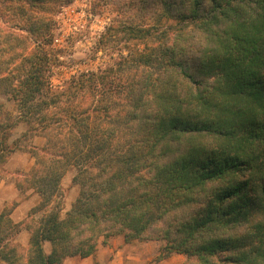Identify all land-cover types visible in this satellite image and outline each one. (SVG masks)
I'll return each instance as SVG.
<instances>
[{
	"label": "trees",
	"instance_id": "trees-1",
	"mask_svg": "<svg viewBox=\"0 0 264 264\" xmlns=\"http://www.w3.org/2000/svg\"><path fill=\"white\" fill-rule=\"evenodd\" d=\"M72 1L0 0V95L16 108L0 106V171L22 150L20 124L47 140L15 183L45 214H0L1 264H64L118 235L264 264V0H153L158 21L121 26L114 64L57 86L50 15ZM72 168L79 196L61 216L51 206Z\"/></svg>",
	"mask_w": 264,
	"mask_h": 264
},
{
	"label": "rangeland",
	"instance_id": "rangeland-1",
	"mask_svg": "<svg viewBox=\"0 0 264 264\" xmlns=\"http://www.w3.org/2000/svg\"><path fill=\"white\" fill-rule=\"evenodd\" d=\"M153 2V0H73L70 4L52 11L50 16L55 22L51 30L55 38L51 54L53 83L62 86L80 72H98L114 64L120 50H124L128 45L119 28L125 24L140 26L155 24L161 8ZM191 26L189 24L190 28ZM130 46H133V43ZM0 106L11 116L16 115L15 104L5 95H0ZM27 130V125L22 123L13 131L11 142L16 141L22 150L12 154L0 171V177L15 186L16 181L23 180L22 178L29 174L35 165V158L30 153L31 147L43 148L47 142L45 138L28 133ZM75 174V169L68 170L51 206L58 207L61 216H65L79 196L80 188L73 182ZM20 193L22 196L30 195L35 199L39 197L33 190ZM16 206L17 203H14L6 209L11 214ZM38 206L29 212L27 220L30 216L35 220L43 217L45 213L37 209ZM102 247H111L115 253L122 251L123 264H203L196 258H187L183 254L167 255L170 253L165 251L167 241L162 238L127 243L123 235L111 236L108 239H100L98 249ZM113 255L111 254V259ZM212 262L229 264L220 258H215ZM118 264L121 263L118 261Z\"/></svg>",
	"mask_w": 264,
	"mask_h": 264
},
{
	"label": "crops",
	"instance_id": "crops-1",
	"mask_svg": "<svg viewBox=\"0 0 264 264\" xmlns=\"http://www.w3.org/2000/svg\"><path fill=\"white\" fill-rule=\"evenodd\" d=\"M30 163V167H31ZM29 170V169H28ZM27 170V171H28ZM17 203V206L12 210L10 218L16 224H20L27 220L29 212L36 208L41 203V198H33L22 196L15 185L7 183L5 180L0 181V214L6 210L9 205ZM30 240V234L25 229L17 237V241L27 247ZM111 247L98 249L94 256L88 258L70 257L66 259L64 264H118V261L123 264L121 255L122 251L114 252ZM111 254H114L111 259ZM1 264V262H0Z\"/></svg>",
	"mask_w": 264,
	"mask_h": 264
}]
</instances>
